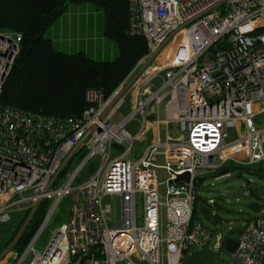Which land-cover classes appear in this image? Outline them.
<instances>
[{
  "label": "built area",
  "instance_id": "1",
  "mask_svg": "<svg viewBox=\"0 0 264 264\" xmlns=\"http://www.w3.org/2000/svg\"><path fill=\"white\" fill-rule=\"evenodd\" d=\"M128 11V34L143 36L148 52L107 97L87 89L86 108L68 117L0 104V224L26 213L0 264H163V257L182 264L213 238L221 250L226 237L192 219L197 170L264 169V0H128ZM20 41V33L0 31V93ZM126 102L129 113L115 121ZM145 137L150 141L131 158ZM114 147L121 151L112 156ZM157 169L166 172L162 182ZM183 173L189 180L176 181ZM65 197L67 220L37 249ZM43 201L42 222L23 250H14ZM233 238L238 246L226 264H264V217H248Z\"/></svg>",
  "mask_w": 264,
  "mask_h": 264
},
{
  "label": "trees",
  "instance_id": "2",
  "mask_svg": "<svg viewBox=\"0 0 264 264\" xmlns=\"http://www.w3.org/2000/svg\"><path fill=\"white\" fill-rule=\"evenodd\" d=\"M83 3L103 11V35L116 44L118 54L115 58L96 60L83 51H60L46 37V31L70 4ZM128 25V0H0V31L21 34L19 52L2 85L0 104L54 117L80 115L87 106V89H100L107 97L147 54L145 38L129 35ZM233 168L252 171L250 167L229 166V170ZM253 171L264 176L260 166ZM201 180L196 181V188ZM199 198L196 192L192 219L201 218ZM47 207V201L40 203L12 245L14 250L21 251L27 245ZM25 217L26 213L6 245L14 239Z\"/></svg>",
  "mask_w": 264,
  "mask_h": 264
},
{
  "label": "rangeland",
  "instance_id": "3",
  "mask_svg": "<svg viewBox=\"0 0 264 264\" xmlns=\"http://www.w3.org/2000/svg\"><path fill=\"white\" fill-rule=\"evenodd\" d=\"M78 5V4H77ZM84 9L85 7H81ZM100 11L101 13H99ZM97 11V16L94 18V24L98 23V28L100 29L101 23H103L104 14L102 10ZM89 13V12H88ZM92 15L90 14L89 17ZM84 17V18H83ZM81 17L80 21L73 20V22H84V19H87V16L84 15ZM101 17V18H100ZM100 19V20H99ZM83 36V32H80ZM94 32L91 31V35L87 37H83L84 41L74 42L73 51H79L80 47L84 49L86 45V49H91L92 47V36ZM98 35V34H97ZM102 36V35H101ZM98 35L99 38H101ZM47 37V36H46ZM107 39V47H105V51L107 56L100 53L98 49V53H93L95 57H107V59H113L118 54V49L114 41ZM100 42V41H99ZM101 44V43H100ZM99 45V44H98ZM88 46V48H87ZM130 105L128 102L123 105L119 111L117 112L114 120L124 117L129 113ZM163 117V113L161 114ZM133 123L128 124V129H133ZM258 122H262V116L258 118ZM165 126L162 124L160 126V135L161 138H164ZM235 131H231V135L233 136ZM150 137H145L135 143L133 151L131 153V158L138 157L143 151L146 143H148ZM121 150L115 149L112 150V156L118 155ZM158 163H161V159L158 158ZM228 173V174H227ZM157 177L160 182L164 181L166 178V172L162 169H157ZM201 178L198 187L197 194L200 197L198 200L199 205L203 204L204 200L208 201L209 199H213L217 203L224 206V210L219 211L222 222L216 227L210 226L204 219L200 218L203 223L212 229H215L218 233L222 234L225 237H236L238 232V227H244L246 224V220L251 216H262L264 217V199L261 202L263 204V208L260 212H253L248 209L247 205L251 202L254 197L251 195L249 189L254 187H260L263 189L264 195V176L255 172V171H246L243 169L233 168L228 170L226 173H221L220 170L208 171L204 173H200L197 170V179ZM165 184H161L159 186V191L161 193L164 192ZM110 200V199H109ZM115 213L118 211L119 203L117 199L112 201ZM69 207H70V199L69 197H65L59 209L56 211V215L53 216L48 224V226L43 230L40 234L37 242L35 243V247L39 250H42L50 237L53 234L54 229L61 223L67 220L69 215ZM136 214L138 218V224H141L142 215H143V205L140 196H137L136 201ZM23 216L22 212H15L11 218V220L5 224H0V254H3L5 250L9 247L6 245L7 241L13 236L15 229L18 227L21 217ZM23 226V225H22ZM21 229V227H20ZM19 229V230H20ZM18 230V232H19ZM165 235V221L163 220V212L161 210V229L160 236L163 237ZM215 238H213L210 242V248H204L196 251L192 255L187 256L182 264H226L228 260V253L225 251L224 247L221 250H217L214 248L213 243ZM163 264H165V258L163 257ZM10 258L4 259V261H9ZM136 262H139L135 259ZM2 262V263H5ZM117 264H127L126 260L119 261Z\"/></svg>",
  "mask_w": 264,
  "mask_h": 264
},
{
  "label": "crops",
  "instance_id": "4",
  "mask_svg": "<svg viewBox=\"0 0 264 264\" xmlns=\"http://www.w3.org/2000/svg\"><path fill=\"white\" fill-rule=\"evenodd\" d=\"M81 7H85V8L82 9ZM97 11L98 9L90 3H83V4H78V5L70 4L68 8L66 9V11L46 31L45 35L52 40V42L54 43L55 47L58 50L64 51L67 53H76L73 51V48L75 47L74 42L84 41V38L87 36H90L91 31H93L94 35L92 36L93 42H92L91 49H86V45H85L84 49L80 47V49L78 50L85 52L92 59L109 60L107 59V57H105L107 56L106 51H105V47H107V42H106L107 39L103 35L104 19H103V23H101L100 29H97L98 23L94 24V21H93L95 16H97ZM98 12L101 13L100 11ZM90 14L92 15L91 17H89ZM84 15L87 16V19L85 18L84 22H73L74 19L80 21L81 17H83ZM80 32L84 33L83 36L80 34ZM97 34L100 36L102 35L101 38H99ZM98 49L100 53L105 56L95 57L93 53H98ZM135 126L136 124L133 125L134 128ZM134 128L131 130H134ZM169 131L172 134V136L177 135V130L174 124H170ZM147 144L148 143H146V145Z\"/></svg>",
  "mask_w": 264,
  "mask_h": 264
},
{
  "label": "water",
  "instance_id": "5",
  "mask_svg": "<svg viewBox=\"0 0 264 264\" xmlns=\"http://www.w3.org/2000/svg\"><path fill=\"white\" fill-rule=\"evenodd\" d=\"M229 168L227 166L223 167L220 172L226 173L228 172ZM179 180H189V174L183 173L177 176L176 181ZM251 189V188H250ZM249 189V191H250ZM251 195L254 197V199L248 203L247 207L251 211L257 213L260 212L263 208V204L261 203L264 199L263 195V189L260 187H254L252 188V192L250 191ZM224 210V206L217 203L216 201H213L211 204L203 203L199 205L198 212L199 216L204 219L210 226L216 227L219 225L222 221L220 217V212ZM238 242L233 237H228L224 241V249L227 253L234 252L237 249Z\"/></svg>",
  "mask_w": 264,
  "mask_h": 264
}]
</instances>
